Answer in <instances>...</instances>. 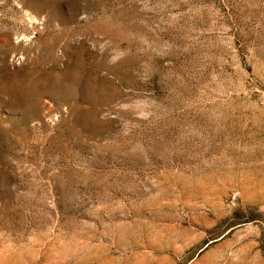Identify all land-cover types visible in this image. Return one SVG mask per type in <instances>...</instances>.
<instances>
[{
    "label": "rangeland",
    "instance_id": "1",
    "mask_svg": "<svg viewBox=\"0 0 264 264\" xmlns=\"http://www.w3.org/2000/svg\"><path fill=\"white\" fill-rule=\"evenodd\" d=\"M0 264H264V0H0Z\"/></svg>",
    "mask_w": 264,
    "mask_h": 264
}]
</instances>
